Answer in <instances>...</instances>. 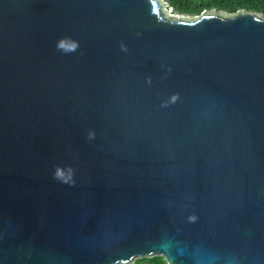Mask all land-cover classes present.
Segmentation results:
<instances>
[{
  "label": "water",
  "instance_id": "95a60500",
  "mask_svg": "<svg viewBox=\"0 0 264 264\" xmlns=\"http://www.w3.org/2000/svg\"><path fill=\"white\" fill-rule=\"evenodd\" d=\"M264 264V16L0 0V264Z\"/></svg>",
  "mask_w": 264,
  "mask_h": 264
},
{
  "label": "trees",
  "instance_id": "16d2710c",
  "mask_svg": "<svg viewBox=\"0 0 264 264\" xmlns=\"http://www.w3.org/2000/svg\"><path fill=\"white\" fill-rule=\"evenodd\" d=\"M168 7L181 15L201 16L206 11L216 10L226 14H236L239 11L261 14L264 16V0H164ZM168 264L161 257L137 259L135 264Z\"/></svg>",
  "mask_w": 264,
  "mask_h": 264
},
{
  "label": "rangeland",
  "instance_id": "374dc122",
  "mask_svg": "<svg viewBox=\"0 0 264 264\" xmlns=\"http://www.w3.org/2000/svg\"><path fill=\"white\" fill-rule=\"evenodd\" d=\"M160 2L162 3L163 9L165 10V12L166 11H169V10H170V12H173L172 15H174V16H170L169 15L170 13L169 12H166V14L168 16L172 17V18H176V19H195V18H197V17H193V16H189V15H181V14H178L173 9H171V8L168 7V3L166 1L160 0ZM213 11H216V10H213ZM132 264H135V261ZM142 264H149V263H142Z\"/></svg>",
  "mask_w": 264,
  "mask_h": 264
},
{
  "label": "bare ground",
  "instance_id": "6f19581e",
  "mask_svg": "<svg viewBox=\"0 0 264 264\" xmlns=\"http://www.w3.org/2000/svg\"><path fill=\"white\" fill-rule=\"evenodd\" d=\"M166 12H169V13H170V14H169L170 16H174V15H172V14H173V12H170V10H169V11H166Z\"/></svg>",
  "mask_w": 264,
  "mask_h": 264
}]
</instances>
